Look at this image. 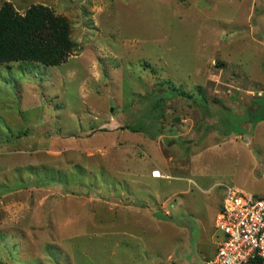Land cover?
Returning a JSON list of instances; mask_svg holds the SVG:
<instances>
[{
  "label": "rangeland",
  "instance_id": "obj_1",
  "mask_svg": "<svg viewBox=\"0 0 264 264\" xmlns=\"http://www.w3.org/2000/svg\"><path fill=\"white\" fill-rule=\"evenodd\" d=\"M5 1L76 45L0 65V264L217 249L228 187L264 195V0Z\"/></svg>",
  "mask_w": 264,
  "mask_h": 264
},
{
  "label": "trees",
  "instance_id": "obj_2",
  "mask_svg": "<svg viewBox=\"0 0 264 264\" xmlns=\"http://www.w3.org/2000/svg\"><path fill=\"white\" fill-rule=\"evenodd\" d=\"M75 45L71 21L51 7L33 4L20 13L9 1L1 5L0 65L28 61L58 66L67 61Z\"/></svg>",
  "mask_w": 264,
  "mask_h": 264
},
{
  "label": "built area",
  "instance_id": "obj_3",
  "mask_svg": "<svg viewBox=\"0 0 264 264\" xmlns=\"http://www.w3.org/2000/svg\"><path fill=\"white\" fill-rule=\"evenodd\" d=\"M216 226L223 237L207 264H254L264 259V195L229 186Z\"/></svg>",
  "mask_w": 264,
  "mask_h": 264
},
{
  "label": "crops",
  "instance_id": "obj_4",
  "mask_svg": "<svg viewBox=\"0 0 264 264\" xmlns=\"http://www.w3.org/2000/svg\"><path fill=\"white\" fill-rule=\"evenodd\" d=\"M124 231L128 232L129 230H124ZM117 232H120V231L117 230ZM219 239H221V238L219 237ZM210 242H213V241H210ZM123 244H127V243H123ZM115 246L119 247L120 244L116 243ZM124 246H127V245H124ZM124 248H126V247H124ZM217 249H218V244H217ZM217 249H213L212 247H209L206 249V248L202 247L200 244V247L198 246V253L195 252V254H194L192 252V254L188 255L185 248H182L181 251H176L173 256H169L170 260H168L166 262L158 261V263L154 260L151 264H207V262L214 257V255L217 252ZM118 252H119V250H114L113 255L118 254ZM142 252H144V248H143ZM123 254L127 255L128 252H123ZM131 257L128 258L126 261H118V262L113 263V264H131L130 263Z\"/></svg>",
  "mask_w": 264,
  "mask_h": 264
},
{
  "label": "bare ground",
  "instance_id": "obj_5",
  "mask_svg": "<svg viewBox=\"0 0 264 264\" xmlns=\"http://www.w3.org/2000/svg\"><path fill=\"white\" fill-rule=\"evenodd\" d=\"M155 173H156V175H155V176L159 175L158 171H156V170H155ZM155 173H154V174H155Z\"/></svg>",
  "mask_w": 264,
  "mask_h": 264
}]
</instances>
